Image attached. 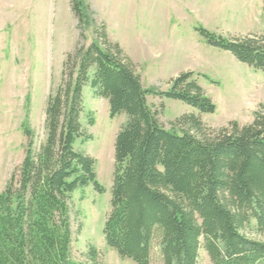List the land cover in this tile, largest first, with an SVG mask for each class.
I'll return each mask as SVG.
<instances>
[{"label":"trees","instance_id":"1","mask_svg":"<svg viewBox=\"0 0 264 264\" xmlns=\"http://www.w3.org/2000/svg\"><path fill=\"white\" fill-rule=\"evenodd\" d=\"M70 5L80 40L46 99L47 135L39 148L23 123L25 156L0 193V264H105L95 247L84 261L73 254V193L90 185L105 192L96 159L75 146L93 140L81 122L87 85L109 102L112 118L128 116L115 139L106 244L134 264H151L158 233L163 264H200L202 250L212 264H264V240L252 235L264 236V104L244 126L214 129L188 114L165 128L148 97L215 112L194 74L171 79L167 91L146 88L88 2ZM198 30L210 45L264 71V34L225 39Z\"/></svg>","mask_w":264,"mask_h":264},{"label":"rangeland","instance_id":"2","mask_svg":"<svg viewBox=\"0 0 264 264\" xmlns=\"http://www.w3.org/2000/svg\"><path fill=\"white\" fill-rule=\"evenodd\" d=\"M86 1L98 23L106 25L110 40L132 59L146 88L167 91L171 79L192 72L216 107L214 113H201L179 100L148 97L165 128L188 114L214 129L253 122L264 104V71L210 45L198 29L225 39L264 34V0ZM79 35L70 0H0V193L25 156L23 123L28 121L34 132L36 148L45 142L46 99L61 82L64 60ZM87 39L89 45L91 32ZM84 102L81 122L93 140L75 146L96 159L97 180L105 192L90 185L73 193V254L84 261L89 247H95L105 264H134L111 249L103 234L111 208L115 139L128 116L112 118L109 102L95 97L89 85ZM151 264H163L158 233ZM200 264H212L204 250Z\"/></svg>","mask_w":264,"mask_h":264}]
</instances>
